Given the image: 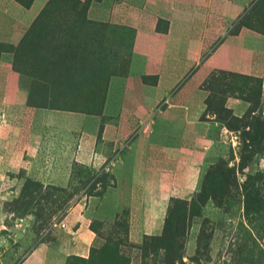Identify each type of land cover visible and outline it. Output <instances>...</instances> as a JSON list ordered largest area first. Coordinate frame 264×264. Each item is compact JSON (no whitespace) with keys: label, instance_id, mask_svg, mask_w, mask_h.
Segmentation results:
<instances>
[{"label":"crops","instance_id":"0c3cea01","mask_svg":"<svg viewBox=\"0 0 264 264\" xmlns=\"http://www.w3.org/2000/svg\"><path fill=\"white\" fill-rule=\"evenodd\" d=\"M255 1L88 0L87 20L132 33L127 73L111 78L95 116L28 108L19 75L0 56V133L10 128L17 137L13 140L7 133L4 139L30 153L29 158L7 159L5 173L22 167L29 177H39L41 168L33 172L39 160L68 166L61 178L65 185L73 165L117 172L116 184L126 185L123 203L130 228L140 235H159L170 200L197 192L216 155L218 143L199 133L207 96L202 82L213 71L248 76L260 80L264 97V35L245 27L231 33ZM47 2L31 0L23 7L16 0H0V44H16ZM157 21L163 22L161 29L166 23L165 32L155 30ZM224 105L235 117L248 107L235 98H227ZM14 109L29 125H8ZM57 142L63 144L60 158L38 156ZM74 211L71 207L63 217L65 230L71 232L67 245L61 246L66 244L61 237L55 247L42 243L45 253L82 258L88 253L94 234ZM34 256L29 253L23 264H31Z\"/></svg>","mask_w":264,"mask_h":264},{"label":"rangeland","instance_id":"374dc122","mask_svg":"<svg viewBox=\"0 0 264 264\" xmlns=\"http://www.w3.org/2000/svg\"><path fill=\"white\" fill-rule=\"evenodd\" d=\"M261 5L264 0L246 14L252 20L246 18L242 27L264 31ZM83 21L71 4L50 0L16 44L0 47V56L19 74L28 108L47 110L62 99L63 84H58L55 66L65 68L67 85L74 88L67 89L68 95L75 96L79 87L72 79L82 65L92 63V74L97 64L111 68L118 66L117 56L128 59L123 50L114 51L117 41L113 45L105 36L111 24ZM235 26L231 33L238 29ZM214 86V81L209 84L210 89ZM258 93L247 85L241 98L248 107L240 117L220 120L207 113L211 119H201L199 133L218 143L216 155L199 190L171 200L164 229L157 236L140 235L130 228L129 209L123 203L126 185L116 184L117 172L112 175L73 165L65 185L61 178L68 166L39 160L33 166V172L43 170L39 177H29L22 167L5 173L7 159L29 158L30 153L26 155L13 142L17 137L13 130L0 133V264H23L29 253L36 254L31 264H264V97ZM88 95L76 97L96 113L101 107L99 95L94 92L91 99ZM216 98L210 100L212 107L219 106ZM17 111L12 110L8 125H29ZM7 133L12 141L4 139ZM248 135L257 139L256 147L250 145ZM62 145H46L38 156L60 158ZM53 172L57 175L51 176ZM71 207L94 234L88 253L83 258L45 253L42 243L55 247L61 237L66 239L61 246L67 245L71 232L65 230L63 217Z\"/></svg>","mask_w":264,"mask_h":264},{"label":"trees","instance_id":"16d2710c","mask_svg":"<svg viewBox=\"0 0 264 264\" xmlns=\"http://www.w3.org/2000/svg\"><path fill=\"white\" fill-rule=\"evenodd\" d=\"M16 1L21 6L28 7L31 0H16ZM49 1L50 0H48V2ZM62 1L64 2V4L69 3L72 5V7L74 9H78V11L81 12L82 20H84L83 22L86 21L87 25L92 24L91 21L89 22V20L87 21V19L85 18L86 9L88 6V0L84 1L82 3L79 2L78 0H62ZM258 2H259V0H256L250 6V8L247 11H245V13L243 14V17L237 22L235 29L236 28L239 29L240 27H242V25L240 23H242V21H245L246 18L247 19L250 18L249 15H248L249 17H245V16L252 9L255 8L254 6ZM259 5H260V3H259ZM43 8L41 9V11L43 10ZM261 8L264 11L263 5H261ZM41 11L38 13V15L41 13ZM252 17H257V16H252ZM250 19L252 20V18H250ZM32 24H34V23H32ZM160 24H163V22L157 21L155 30H157V32L158 31L165 32L166 23L164 22L165 27H163V29H161L159 27ZM246 26L243 24V27L251 29L257 33L264 35V31L262 32V30H258L259 28L255 27L254 29H252L249 26H247V27ZM101 27H104V26L102 25ZM109 27H110V29H109ZM28 30H29V28H28ZM237 30L236 31L234 30L233 33L237 32ZM105 36L107 38H110L111 44H113V45H115V43L117 41V45H116L117 48H116V50H114V49L113 50L114 51L118 50L120 52H121V50H123L124 53L125 52L128 53V59L122 61L123 57L117 56L115 58L114 62H117L118 66H112L111 68L109 66H104L103 64H100V65L97 64V65H95L94 71H92L94 73H92V74H91L92 63H90L86 66L82 65L81 68L78 69L77 78L72 79V81L76 82L75 86L79 87V89L76 90L77 93L75 94V96H69L68 95L67 89L71 90L74 88H72L71 86L68 87V85H67L69 83H68V78H66L67 73H66L65 68L63 67L64 70H62L59 66H57V67L55 66L54 67L55 71L59 69L57 71L58 73L56 74V77L60 81V82L58 81L59 82L58 84H60V83L63 84V88L60 90V92H62V99L60 101L55 100L54 104L49 105V107L47 108L48 110L82 113V114H86V115H99L100 114L102 107H103V104H104V97H105L104 91H105V87L107 85V80L110 77H121V78L125 77V75L127 73L132 33H131V30L126 28V27L108 25V30L105 33ZM3 46H5V45L0 44V47H3ZM119 49H121V50H119ZM12 67L14 68V66H12ZM12 70L16 72V70H14V69H12ZM215 77H216V79H214ZM146 79L147 78H143V80H145V81H146ZM151 80L152 81L150 83L153 84L154 78H151ZM213 81H214L215 86L213 89H210L209 84L213 83ZM247 85L251 89L256 88L258 90V92L260 91V93H258V95L259 96L261 95V83H260L259 79L248 77V76H243V75H239V74H234V73H230V72H225V71H213V72H211L201 84V89L207 93V96L204 100L205 112L199 118V120H201L202 118H205L207 116V113L215 115L220 120L221 119L227 120L229 118H235L232 115L231 111L225 107V105H224L225 100L227 98H235V99H239V100L245 102L244 100H242L241 96L246 91ZM94 92L96 93V95H99L98 100H100V102H101V107L97 111H95L96 113H94L91 110V107L88 106L87 104H85V103L82 104V101L79 102V100H83V99L76 97L77 95L79 96L82 94H85V97H86L87 94H89L88 96H90V99H91L92 96H94ZM214 95L215 96L219 95L220 98L218 96L216 98V97H214ZM215 98H216V102H218V105H219L218 107H212V105L210 104V100L212 101ZM26 105H27V102H26ZM71 106L74 108H72ZM247 140H249L250 145L253 147L254 146L256 147L259 143L257 141V139L254 138V136H252V135H248ZM203 179H204V177H203ZM203 179H202V182H203ZM202 182H201V185H202ZM201 185H200V187H201ZM171 200H170V202H171ZM170 202H169V204H170ZM167 210H168V207H167ZM165 221H166V216L164 219L163 229L165 226Z\"/></svg>","mask_w":264,"mask_h":264},{"label":"built area","instance_id":"2783aa9c","mask_svg":"<svg viewBox=\"0 0 264 264\" xmlns=\"http://www.w3.org/2000/svg\"><path fill=\"white\" fill-rule=\"evenodd\" d=\"M63 226V225H62Z\"/></svg>","mask_w":264,"mask_h":264}]
</instances>
